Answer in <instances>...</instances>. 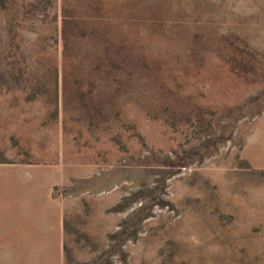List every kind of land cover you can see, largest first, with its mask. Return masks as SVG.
<instances>
[{
    "label": "rangeland",
    "instance_id": "1",
    "mask_svg": "<svg viewBox=\"0 0 264 264\" xmlns=\"http://www.w3.org/2000/svg\"><path fill=\"white\" fill-rule=\"evenodd\" d=\"M2 157L58 170L63 264H264V0H0Z\"/></svg>",
    "mask_w": 264,
    "mask_h": 264
},
{
    "label": "crops",
    "instance_id": "2",
    "mask_svg": "<svg viewBox=\"0 0 264 264\" xmlns=\"http://www.w3.org/2000/svg\"><path fill=\"white\" fill-rule=\"evenodd\" d=\"M59 182L49 163L0 158V247L45 246L63 264V206L52 195Z\"/></svg>",
    "mask_w": 264,
    "mask_h": 264
}]
</instances>
